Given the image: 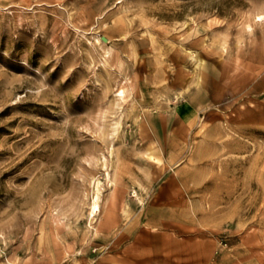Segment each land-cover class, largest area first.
<instances>
[{
  "label": "rangeland",
  "instance_id": "obj_1",
  "mask_svg": "<svg viewBox=\"0 0 264 264\" xmlns=\"http://www.w3.org/2000/svg\"><path fill=\"white\" fill-rule=\"evenodd\" d=\"M258 13L0 0V264H264ZM116 165L126 198L92 217Z\"/></svg>",
  "mask_w": 264,
  "mask_h": 264
},
{
  "label": "bare ground",
  "instance_id": "obj_2",
  "mask_svg": "<svg viewBox=\"0 0 264 264\" xmlns=\"http://www.w3.org/2000/svg\"><path fill=\"white\" fill-rule=\"evenodd\" d=\"M254 18L256 21H263L264 15L258 13ZM250 28L251 26L247 24V29L250 30ZM119 92L120 96L123 97L124 90L122 89ZM106 176V186L108 187V192L106 194H103L104 185L102 181L97 179L94 182L92 200L89 205V214L92 215V217L97 214L101 215L103 212L102 207L104 208V206L101 204V198H105V207H109L110 210L115 207L116 198H126V186L122 182L120 168L116 165L107 171Z\"/></svg>",
  "mask_w": 264,
  "mask_h": 264
}]
</instances>
